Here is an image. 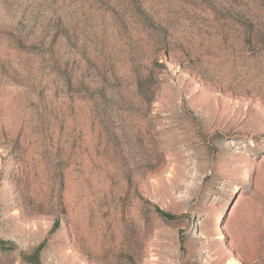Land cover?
I'll return each mask as SVG.
<instances>
[{"label": "rangeland", "instance_id": "1", "mask_svg": "<svg viewBox=\"0 0 264 264\" xmlns=\"http://www.w3.org/2000/svg\"><path fill=\"white\" fill-rule=\"evenodd\" d=\"M0 264H264V0H0Z\"/></svg>", "mask_w": 264, "mask_h": 264}, {"label": "trees", "instance_id": "2", "mask_svg": "<svg viewBox=\"0 0 264 264\" xmlns=\"http://www.w3.org/2000/svg\"><path fill=\"white\" fill-rule=\"evenodd\" d=\"M157 212L161 215V216H163V217H166V218H172L173 216L171 215V214H168V213H165V212H163L162 210H160V209H158L157 208ZM37 252V251H36ZM35 252V253H36ZM33 257H34V263H37V256H36V254H34L33 255Z\"/></svg>", "mask_w": 264, "mask_h": 264}]
</instances>
